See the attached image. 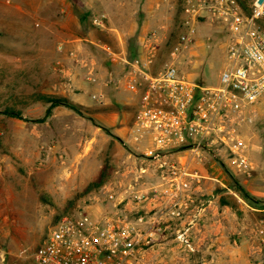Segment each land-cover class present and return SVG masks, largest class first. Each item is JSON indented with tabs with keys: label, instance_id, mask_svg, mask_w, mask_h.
Masks as SVG:
<instances>
[{
	"label": "rangeland",
	"instance_id": "1",
	"mask_svg": "<svg viewBox=\"0 0 264 264\" xmlns=\"http://www.w3.org/2000/svg\"><path fill=\"white\" fill-rule=\"evenodd\" d=\"M196 3L0 0V246L5 264H24L64 216H100L104 204L96 199L101 188L116 178L123 161L134 160L149 146L143 142L142 151L132 152L126 145L135 144V98L126 93V105L116 94H125L133 65L144 59L145 36L160 32L165 58L183 31L187 7L192 12ZM196 26L181 67L191 81L214 85L225 62L226 26L200 16ZM120 127L125 130L117 134ZM242 137L250 141L255 173L250 179L233 176L249 193L247 186L261 192L255 195L260 210L264 107ZM221 170L220 203L238 210L245 223L264 220V211L255 213L234 187L229 189L235 180ZM257 244L256 262L264 264V240Z\"/></svg>",
	"mask_w": 264,
	"mask_h": 264
},
{
	"label": "built area",
	"instance_id": "2",
	"mask_svg": "<svg viewBox=\"0 0 264 264\" xmlns=\"http://www.w3.org/2000/svg\"><path fill=\"white\" fill-rule=\"evenodd\" d=\"M242 2L197 0L192 12L187 7L183 31L165 58L160 32L145 36L144 59L133 65L127 89L138 96L133 141L149 146L123 161L116 178L101 188L100 216H64L24 264L189 262L211 242L202 233L212 223L219 195L201 199L207 175L192 166L209 164L207 172L225 168L252 178L250 141L242 136L264 107V0H246V9ZM199 16L226 26L225 62L214 85L191 81L181 67L195 42ZM150 175L160 183L136 189ZM224 209L220 216L232 213L229 206ZM257 234L263 241L264 230ZM5 262L0 246V264Z\"/></svg>",
	"mask_w": 264,
	"mask_h": 264
},
{
	"label": "crops",
	"instance_id": "3",
	"mask_svg": "<svg viewBox=\"0 0 264 264\" xmlns=\"http://www.w3.org/2000/svg\"><path fill=\"white\" fill-rule=\"evenodd\" d=\"M125 90L126 92L124 95L122 94V92H120L117 93L116 96L119 100H123V102L126 101V105H129V103H127L128 98H125V96L127 95L126 93H130V97L133 99L135 98L132 115V122H134L138 96L130 92L128 89ZM124 98L126 100H124ZM124 130L125 128L123 127L115 129L117 134L123 133ZM126 145L132 152L136 150L142 151L143 147L145 146V144H141V147L137 148L135 144ZM192 167L201 169L202 173L207 175V178L203 180V188L205 192L204 196L201 199L205 200L206 198H210L212 194L217 193V185H223V170H221L220 172V169H215V172H207L206 169L202 167V165H193ZM159 183L160 181L156 176L150 175L148 176L146 183L140 184L138 187H136V189L148 190L152 187H156V185H158ZM247 189H249L250 193L254 197L258 193H261L251 186H247ZM219 202L220 199L214 202V205L211 208L212 217L209 219L212 223L202 233V239L209 238L212 239L211 242H207V244L203 247L201 253L194 257L193 260L189 262H179L173 259L168 264H195L196 261L201 259L211 260L213 264H261L256 262L259 258V250L256 249V247L260 246L259 244H257V241L261 239L258 236L257 232L258 229H262L264 220L262 219L260 222L258 221L256 223H245L238 216V210H235L231 206H229L232 211L231 214L220 216L221 211H226L224 208L227 205H222ZM250 209L255 213H261L262 211H264L262 209Z\"/></svg>",
	"mask_w": 264,
	"mask_h": 264
},
{
	"label": "trees",
	"instance_id": "4",
	"mask_svg": "<svg viewBox=\"0 0 264 264\" xmlns=\"http://www.w3.org/2000/svg\"><path fill=\"white\" fill-rule=\"evenodd\" d=\"M242 5L245 7V9L247 8V3H246V0H244V2H242ZM48 101V100H47ZM49 103L52 102V100L48 101ZM227 170V169H226ZM229 177L232 181L235 180L233 174L229 171ZM103 176V175H102ZM232 187H234V189L236 190V192L240 195V197L245 201L247 202L251 207L255 208V209H259V208H256V206L258 205H261V201L256 199L252 194H250L245 188H243L239 183H237V181L235 180L234 181V184L233 186H229V189ZM218 193V192H217ZM223 203H225L223 201ZM223 205H227V204H223ZM262 210H264V208H260Z\"/></svg>",
	"mask_w": 264,
	"mask_h": 264
}]
</instances>
